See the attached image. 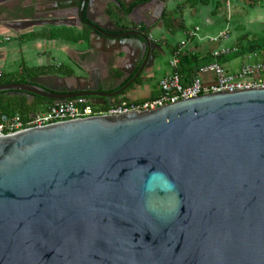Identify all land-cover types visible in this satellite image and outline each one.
Masks as SVG:
<instances>
[{"label": "water", "instance_id": "obj_1", "mask_svg": "<svg viewBox=\"0 0 264 264\" xmlns=\"http://www.w3.org/2000/svg\"><path fill=\"white\" fill-rule=\"evenodd\" d=\"M11 1L0 0V15ZM170 1L138 2L113 30L84 20L89 0L0 19L15 33L88 25L138 66L114 91L88 75L75 77L84 86L40 75L0 91L112 104L163 54L149 30ZM0 264H264V88L0 133Z\"/></svg>", "mask_w": 264, "mask_h": 264}, {"label": "crops", "instance_id": "obj_2", "mask_svg": "<svg viewBox=\"0 0 264 264\" xmlns=\"http://www.w3.org/2000/svg\"><path fill=\"white\" fill-rule=\"evenodd\" d=\"M66 1V0H62ZM227 2L228 6L224 5ZM248 6L235 7L242 0H171L163 17L149 30V38L163 50L162 55L156 56L153 63L140 74L137 79L126 87L120 94L113 98V103L127 101H143L160 94L158 81L161 77L173 71L170 62L174 50L180 41L186 45L182 54L193 52L200 57H210L212 50L220 45L209 41L221 31H228L229 40L223 45L244 46L249 42L264 41V0H245ZM136 0H89L86 3L88 14L84 20L87 23H96L107 29L128 25L129 21L124 14L128 13L135 5ZM54 2L46 0H18L11 1L10 5L17 4L16 9L0 15V19L28 18L34 16V10L50 8ZM60 3V2H59ZM231 4V5H230ZM35 7V9H34ZM54 14H57L54 12ZM144 12H137L133 20L139 21ZM136 18V19H135ZM197 28L195 36L189 34L190 30ZM60 30L58 37H50V33ZM93 29L84 24L75 26H34L15 33L0 23V35H8L10 40L0 42V71L7 72L4 68L7 58L20 54L21 65L43 66L52 69V73L59 79L54 84L68 86H84L86 81L76 79V76H89L88 85L96 86L101 82V90L114 91L122 87L135 73L138 66L129 48L118 41H108L96 36ZM83 35V39L74 40L68 35ZM28 38V35H33ZM82 38V37H81ZM15 40V46L7 43ZM264 44V43H262ZM262 50V49H253ZM250 51V52H252ZM171 55V60L166 65V53ZM248 52V53H250ZM245 53V54H248ZM235 56L221 57L218 61L226 70L234 72L239 66L231 61ZM71 71V74H67ZM192 76L181 75L182 81L188 83ZM205 82L213 80V74L202 73ZM103 106V105H102Z\"/></svg>", "mask_w": 264, "mask_h": 264}, {"label": "built area", "instance_id": "obj_3", "mask_svg": "<svg viewBox=\"0 0 264 264\" xmlns=\"http://www.w3.org/2000/svg\"><path fill=\"white\" fill-rule=\"evenodd\" d=\"M196 30L197 28L190 30L189 34L195 36ZM8 40H10L8 35H0V42ZM228 40L227 30L209 38L212 43L220 45L217 49L212 50L210 55L215 58L236 52L237 47L223 45ZM185 45V41H180L177 44L170 62L173 71L159 79L160 94L156 97L137 102L121 100L102 106L95 104L89 97L78 96L62 101H53L46 106L45 110L32 112L26 116L17 112L9 114L0 111V133L23 131L85 116L118 115L132 111L152 110L201 94L264 88V49L245 54L248 61L241 63L234 72H229L216 60L210 61L199 67L188 83H184L176 68ZM208 72L213 74V80L205 82L202 80L201 74ZM2 74L3 72L0 71V76Z\"/></svg>", "mask_w": 264, "mask_h": 264}, {"label": "trees", "instance_id": "obj_4", "mask_svg": "<svg viewBox=\"0 0 264 264\" xmlns=\"http://www.w3.org/2000/svg\"><path fill=\"white\" fill-rule=\"evenodd\" d=\"M191 4L196 2V0H188ZM60 30H56L50 33V37H58L61 35ZM69 35V32H68ZM33 35H28V38L33 37ZM74 40L83 39V35H74L71 32L69 35ZM82 37V38H81ZM264 49V44L262 42H249L244 46H240L237 48V51L234 53H230L227 55H222L218 57H200L197 54L190 52L186 54H182L179 57L178 66L176 71L180 75L193 76L194 73L198 70L199 67L205 65L206 63L216 60L219 61L221 57L225 56H235L238 54H245L253 49ZM52 69L49 67L43 66H25L21 65V69L15 73H3L0 76V83H8V82H22L26 83L28 79H32L36 76L45 75L52 73ZM67 74H71V71H67ZM53 103L52 100L45 99L40 96H35L33 99H29L26 96H19L16 93L12 94L8 91H0V111L5 113H19L22 116H26L32 112H39L45 110L48 104Z\"/></svg>", "mask_w": 264, "mask_h": 264}, {"label": "rangeland", "instance_id": "obj_5", "mask_svg": "<svg viewBox=\"0 0 264 264\" xmlns=\"http://www.w3.org/2000/svg\"><path fill=\"white\" fill-rule=\"evenodd\" d=\"M224 5L225 6H228L227 5V2L225 1L224 2ZM231 5V4H230ZM249 5V3L248 2H246L245 0H242V2H240V3H238L235 7H237V8H241V9H243L244 10V7H246V6H248ZM11 33H12V35L14 34V32L13 31H11ZM217 34V33H216ZM216 34H214V35H216ZM14 36V35H13ZM16 41L15 40H12L11 42H9V43H7L9 46H15L16 48H17V45H16V43H15ZM262 43H264V41L262 42ZM235 47H237V45L235 46ZM261 49V48H260ZM20 54H16L15 56V58L13 57H10L9 56V58H7V62H6V65H5V70L7 71V72H12V73H15V72H17L18 71V66H19V64L21 63V57L19 56ZM171 60V55L167 52L166 53V58H165V63H166V65L168 64V61H170ZM231 61H232V63L234 64V65H237V66H239L241 63H243V62H247L248 60H247V58L246 57H243L242 55H239V56H236V57H233L232 59H231Z\"/></svg>", "mask_w": 264, "mask_h": 264}, {"label": "flooded vegetation", "instance_id": "obj_6", "mask_svg": "<svg viewBox=\"0 0 264 264\" xmlns=\"http://www.w3.org/2000/svg\"><path fill=\"white\" fill-rule=\"evenodd\" d=\"M143 1H145V0H139V1H137L135 4H137L138 2H143ZM61 2V1H60ZM34 9H35V7H34ZM144 12V11H143ZM48 12H47V8L46 9H41V10H38V9H35L34 10V16H47L46 14H47ZM163 14H164V12L162 13V17H163ZM133 19V18H132ZM136 19V18H135ZM143 19V16L141 17V20ZM148 21H150L149 19H147ZM31 79V78H30ZM30 79H28V81L30 80ZM27 81V82H28ZM26 82V83H27ZM53 86H55V84H52ZM12 94H14V92H12ZM22 96H26L27 98H29L27 95H22ZM35 96H33V98H34ZM32 98V99H33ZM92 101L94 100V99H92L91 97H89ZM30 99V98H29Z\"/></svg>", "mask_w": 264, "mask_h": 264}]
</instances>
